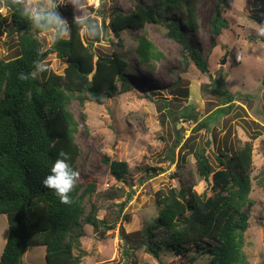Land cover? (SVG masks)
Here are the masks:
<instances>
[{
    "label": "rangeland",
    "instance_id": "obj_1",
    "mask_svg": "<svg viewBox=\"0 0 264 264\" xmlns=\"http://www.w3.org/2000/svg\"><path fill=\"white\" fill-rule=\"evenodd\" d=\"M22 1L32 5L47 2ZM136 1L83 0L84 8L79 13L68 0H55L65 20L70 10L81 18L98 21L100 38H89L81 29L84 42L98 53L120 51L129 60L127 75L134 83L133 90L103 98L101 103L87 101L82 108L77 100L73 102L79 129L76 139L83 150L84 168L79 176L83 180L98 174L91 201L99 208L97 217L110 225L101 236L102 226L96 230L84 224V235L74 252H82L80 264H207L208 257L195 250L182 256L161 250L155 258L136 246L140 233L157 216L155 198L160 190L180 188L194 179V190L211 194V177L206 180L195 175V151L204 150L216 170L220 167L216 160L219 150L230 154L231 149L250 141L252 175L264 167V0L192 1L197 28L187 30V39L192 47L200 49L207 71L190 57L185 63L183 45L166 34L168 20L185 31V10L166 9L158 24L146 26L148 39L163 55L154 61V70L138 62L139 31L124 30L119 43L110 30L102 28L110 11L116 8L125 12ZM139 1L150 5L155 0ZM217 8L228 26L216 35L210 32V18ZM9 29V21L0 27V59L14 57L18 49L16 36L9 34ZM38 35L47 49L54 34L40 31ZM45 61L51 71L63 72L65 62L55 54H49ZM179 76L187 82L186 98H176L171 92ZM223 108L226 110L217 112ZM99 153L127 163L129 170L121 180L115 179L106 165H100ZM249 197L243 252L250 264H264V189L255 180ZM7 236V217L0 214V255ZM196 254L197 258L190 261ZM23 264H46L44 246L29 247Z\"/></svg>",
    "mask_w": 264,
    "mask_h": 264
},
{
    "label": "trees",
    "instance_id": "obj_2",
    "mask_svg": "<svg viewBox=\"0 0 264 264\" xmlns=\"http://www.w3.org/2000/svg\"><path fill=\"white\" fill-rule=\"evenodd\" d=\"M192 1L155 0L147 5L138 0L125 12L116 8L110 11L108 21H102V28L110 30L119 43L124 30L139 31L138 62L154 70V61L163 55L148 39L146 26L158 24L160 14L166 9L185 10L186 32L177 22L168 20L166 34L183 45L185 63L190 57L202 71H207L200 49L192 47L187 39V30L197 28ZM5 4L8 15L2 17L0 13V27L10 22L8 33L16 36L18 49L14 57L0 59V214L6 215L8 224L0 264H23L26 250L37 245L45 248L46 264H80L82 252L75 253L74 249L84 235V224L96 230L102 226L101 236L110 227L97 217L99 208L91 201L99 176L93 174L81 180L78 175L69 193L70 204L61 203L54 191L44 186L43 180L61 151L69 155V163L78 174L83 170V150L76 139L79 129L72 111L73 102L77 100L83 108L87 101L101 103L103 98L133 90V80L127 75L130 63L116 49L111 55L95 52L84 42L82 26L70 10L66 14L69 34L53 39L44 49L38 35L43 30L35 29L21 15L24 2L0 0V7ZM86 18L97 25L94 38L99 39L98 21ZM210 25V32L216 35L228 26L218 8L210 18ZM49 54L64 60L62 73L49 69L45 61ZM38 66H43V70L37 71ZM33 72L35 77L31 75ZM21 75L28 78L21 79ZM174 84L171 92L176 98L189 95L182 77ZM99 155L100 165H106L115 179L121 180L128 172L125 161L113 160L104 153ZM194 157L195 175L212 179L211 194L194 190V179L180 188L160 190L155 198L157 216L140 233L137 249L143 248L155 258L161 250L180 256L195 250L208 257L207 264H250L243 252V242L249 225L247 206L251 203L252 180L264 189V167L252 175L251 142L245 141L231 149L230 154L219 150L216 160L220 167L216 170L204 150L195 151ZM145 170L149 167L145 166Z\"/></svg>",
    "mask_w": 264,
    "mask_h": 264
},
{
    "label": "clouds",
    "instance_id": "obj_3",
    "mask_svg": "<svg viewBox=\"0 0 264 264\" xmlns=\"http://www.w3.org/2000/svg\"><path fill=\"white\" fill-rule=\"evenodd\" d=\"M68 3L77 11L84 8L83 0H68ZM58 3L55 0H47L43 4L32 5L24 3L20 8L21 15L30 21L32 26L37 30L51 31L53 39L64 37L69 34L67 21L62 18L57 11ZM8 5L0 7V13L6 12ZM78 22L82 26L83 33L89 38H94L97 35L98 28L94 22L89 21L86 17L81 18L76 16ZM43 66H38L37 71H42ZM35 77V72L31 74ZM21 79H27V76L21 75ZM70 157L67 153L61 151L58 158L52 164L50 174L45 177L43 184L45 187L54 191L59 197L61 203L70 204L71 199L69 193L72 192L76 185L78 172L74 170L69 163Z\"/></svg>",
    "mask_w": 264,
    "mask_h": 264
},
{
    "label": "water",
    "instance_id": "obj_4",
    "mask_svg": "<svg viewBox=\"0 0 264 264\" xmlns=\"http://www.w3.org/2000/svg\"><path fill=\"white\" fill-rule=\"evenodd\" d=\"M45 262H46V259H45ZM47 263V262H46Z\"/></svg>",
    "mask_w": 264,
    "mask_h": 264
}]
</instances>
